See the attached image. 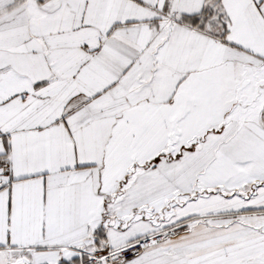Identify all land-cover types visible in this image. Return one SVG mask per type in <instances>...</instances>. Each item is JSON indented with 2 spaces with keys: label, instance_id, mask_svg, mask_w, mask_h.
Instances as JSON below:
<instances>
[{
  "label": "snow or ice",
  "instance_id": "obj_1",
  "mask_svg": "<svg viewBox=\"0 0 264 264\" xmlns=\"http://www.w3.org/2000/svg\"><path fill=\"white\" fill-rule=\"evenodd\" d=\"M0 264H264V0H0Z\"/></svg>",
  "mask_w": 264,
  "mask_h": 264
}]
</instances>
